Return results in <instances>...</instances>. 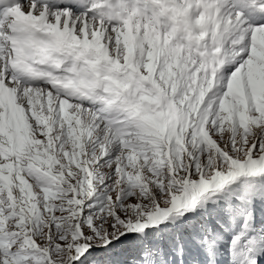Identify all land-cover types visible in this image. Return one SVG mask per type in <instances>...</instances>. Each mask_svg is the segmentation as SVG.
<instances>
[{"label":"snow or ice","instance_id":"1","mask_svg":"<svg viewBox=\"0 0 264 264\" xmlns=\"http://www.w3.org/2000/svg\"><path fill=\"white\" fill-rule=\"evenodd\" d=\"M0 264H264V0H0Z\"/></svg>","mask_w":264,"mask_h":264}]
</instances>
